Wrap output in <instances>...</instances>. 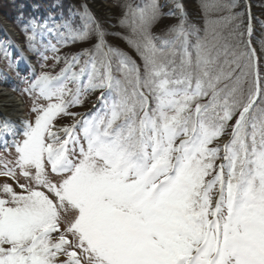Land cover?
<instances>
[{
	"label": "snow or ice",
	"instance_id": "snow-or-ice-1",
	"mask_svg": "<svg viewBox=\"0 0 264 264\" xmlns=\"http://www.w3.org/2000/svg\"><path fill=\"white\" fill-rule=\"evenodd\" d=\"M114 6L107 21L87 2L30 21L29 49L53 35L40 67L58 71L33 72L34 118L4 124L0 264H264V70L247 3L199 0L202 24L180 0Z\"/></svg>",
	"mask_w": 264,
	"mask_h": 264
},
{
	"label": "rangeland",
	"instance_id": "rangeland-1",
	"mask_svg": "<svg viewBox=\"0 0 264 264\" xmlns=\"http://www.w3.org/2000/svg\"><path fill=\"white\" fill-rule=\"evenodd\" d=\"M101 1V2H100ZM186 0H180L181 3H185ZM59 1H54L53 4L56 5ZM84 2H87L88 6L91 7V10L93 11V13L98 17L100 18L101 20H104V21H107L110 17H113L117 12H118V9L115 8L114 6V0H80L79 3H73V7L71 9H69L67 11V14H68V17L69 16H72L74 15L75 11L77 9H79L80 5ZM162 3H165L167 6L164 8V11H168L169 9H172L174 8V5L175 3L177 2V0H161ZM1 5H5V2H3V0L0 2V6ZM14 6H11V8H13ZM51 7L53 6H50V8H42V10L44 11H49L51 10ZM21 8V5L18 4V6L16 7V10L18 11V9ZM113 9L114 10V13L113 15L108 13V11L106 9ZM184 8H185V11L187 10V7L184 5ZM248 8H249V5H248ZM31 9H36V5L35 4H31ZM99 9V10H98ZM195 9V7H194ZM95 11H98L100 13V15L97 13H95ZM251 11V10H250ZM51 13V12H50ZM258 13V14H257ZM257 13H253L251 11V14L253 16V20H252V24H254L255 26H259V24L257 23V19H261L263 22H264V16L262 15L261 12H257ZM40 14V13H39ZM59 15L57 16H53L51 15V17H53L55 20H61L62 18V15L61 13L59 12L58 13ZM256 14V15H255ZM21 14L19 13L18 17H20ZM40 15H36V21L37 22H40ZM104 16V18H103ZM50 17V14L44 18H42V22H45L46 20H48V18ZM102 17V18H101ZM173 18V17H172ZM33 19V18H32ZM32 19H29L27 22H24L26 24V26H21V29H17V28H13L11 27V25H9L10 21H4V18L0 15V59H2L4 61V67L10 71V76L12 78V80L10 79V89H12L15 94L17 95H13V97L17 100H20L19 98L23 99V101L25 102V108L23 109L24 112H23V116H24V120H31L34 118V114L30 112V108H31V105H32V98L29 96V94H27L24 89L27 87V83L29 82L30 79L34 78L33 77V72H35L36 74H38L40 71L44 70V71H58V68H55V69H52L51 67H46L44 69H41L40 65L41 63H46L47 65L51 66L53 64V61L51 59H49L48 61H42L40 59V52L43 51V45L48 43L49 41H51L52 43H56V39L53 35L51 34H48L47 32L44 33L43 36H40V35H37L36 37V40L33 42L37 45H40V46H34L35 48V51L33 50H30L29 47H28V41L26 39V36L27 35H31V25H30V21H32ZM35 19V18H34ZM175 18H173L174 20ZM51 23V22H50ZM10 26L11 27V34L13 36H15V38H17L19 40V38H22L21 40L23 41L22 44H25L26 47L28 48V53H26V55H28L29 57L31 55H34V56H31L29 58V63H30V66H31V71L29 70H25V74L21 73L19 70H18V67L17 64H16V59L15 57L18 59L19 57H17L15 55V57L11 54V50L9 49V47L11 46V40L9 38V35L8 33H6L5 31V28ZM27 29V30H26ZM16 40V39H15ZM16 40V45L22 47L21 45V41L19 40ZM254 47V45H252ZM121 47H125L124 45H121ZM255 48V47H254ZM256 49V48H255ZM7 50L8 52V56L6 57L4 55V51ZM69 49L67 48H62L61 49V52H64V51H68ZM72 50H75V46H72ZM125 50L126 47H125ZM257 50V49H256ZM46 55H49L51 56V53H45ZM2 72V70L0 71ZM0 81H3V79L1 78V75H0ZM9 92V91H8ZM98 95V93L96 94H93L91 95L90 97L87 98V100L85 101V103L83 104L82 107H74L71 109V111H74V112H87L89 110H91L94 105V103L96 102V96ZM19 96V97H18ZM0 105H1V102H0ZM0 112L2 113L1 116H0V126L3 127V129L5 130L4 128V124H3V118L4 116H6L7 118H10L13 111L10 109L8 110L7 112L2 110V107L0 106ZM3 121V122H2ZM72 120L70 117H64L62 118L61 121H59L58 123L60 124H65V123H71ZM19 125V126H18ZM16 126L18 129H22L23 125L21 122H16ZM1 130V128H0ZM19 130V131H20ZM18 131V132H19ZM1 134V133H0ZM18 138H22V137H18ZM3 140H5L4 138H2V135H0V142H2ZM9 141V143H11V140L12 139H7ZM0 154H3L5 157L11 159L14 157L15 155V152H14V149H12L11 147H9V150L7 152L4 151L3 147H0Z\"/></svg>",
	"mask_w": 264,
	"mask_h": 264
},
{
	"label": "trees",
	"instance_id": "trees-1",
	"mask_svg": "<svg viewBox=\"0 0 264 264\" xmlns=\"http://www.w3.org/2000/svg\"><path fill=\"white\" fill-rule=\"evenodd\" d=\"M1 1L2 0H0V2ZM54 1L55 0H3V2H5V5L0 6V15L6 21L12 20V22L16 25V28L19 30L21 29V26H26V24L23 23L24 20L25 22H27L29 19L34 18V16H36V12L40 13L43 17L46 16V12L42 11L41 7L49 9L50 6H53L50 10L51 13L57 15L60 12L64 16H67L68 9H71L73 7L74 2L79 3L80 0H56L59 1L56 5L53 4ZM248 1L250 2L249 9L253 13L261 12L264 16V0ZM241 2H245V0H241ZM18 4L21 5V9H18L17 11L16 7L18 6ZM31 4H35L37 6V9L33 11L31 9ZM183 5L187 7L186 13L188 15V18L194 23L202 24L203 20L199 9V0H186ZM11 6L14 7L11 8ZM113 9L111 8L106 10L108 11V13L113 15ZM19 13L21 14L20 17H18ZM95 13H98L100 15L98 11H95ZM175 22L176 19L173 20L172 17H165L163 19V24L165 25L172 24ZM261 41H264V26H261L259 24V26L256 25L253 29L252 45H254V47L257 49V56L259 58L260 67L262 70H264V53L261 52Z\"/></svg>",
	"mask_w": 264,
	"mask_h": 264
},
{
	"label": "bare ground",
	"instance_id": "bare-ground-1",
	"mask_svg": "<svg viewBox=\"0 0 264 264\" xmlns=\"http://www.w3.org/2000/svg\"><path fill=\"white\" fill-rule=\"evenodd\" d=\"M259 22H260V20H259ZM9 25H11L14 29L16 28V25L12 22V20L10 21ZM252 26L254 29L255 25L252 24ZM5 31L8 34H11V32H12L11 27L10 26L6 27ZM11 35H9V36H11ZM24 61H25V59H24ZM22 67L25 68V66H22ZM0 102H1L0 106L2 107V110L7 112L8 110L11 109L13 111L10 118H7L6 116H4L2 118H3L4 122H11V124H10L11 132L17 133L19 131V129H17L16 122L22 120L24 117L23 116V112H24L23 109L25 108V106H24L25 102L23 101V99H20V100L15 99L13 97V95L10 94L7 89L2 88L1 85H0ZM1 114L2 113L0 112V116H1ZM11 125H14L15 127H11ZM0 133H1L0 135H2V138H4V139L7 137V135H10L8 132L5 133L3 131V129L0 130Z\"/></svg>",
	"mask_w": 264,
	"mask_h": 264
},
{
	"label": "water",
	"instance_id": "water-1",
	"mask_svg": "<svg viewBox=\"0 0 264 264\" xmlns=\"http://www.w3.org/2000/svg\"><path fill=\"white\" fill-rule=\"evenodd\" d=\"M248 2V1H247ZM249 3V2H248ZM262 22V21H261Z\"/></svg>",
	"mask_w": 264,
	"mask_h": 264
}]
</instances>
